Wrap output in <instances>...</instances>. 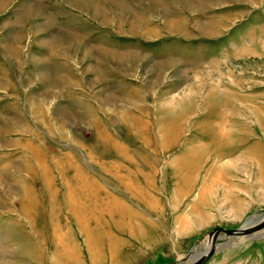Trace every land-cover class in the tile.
<instances>
[{"label":"rangeland","instance_id":"obj_1","mask_svg":"<svg viewBox=\"0 0 264 264\" xmlns=\"http://www.w3.org/2000/svg\"><path fill=\"white\" fill-rule=\"evenodd\" d=\"M263 100L264 0H0V264H189L264 214Z\"/></svg>","mask_w":264,"mask_h":264},{"label":"water","instance_id":"obj_2","mask_svg":"<svg viewBox=\"0 0 264 264\" xmlns=\"http://www.w3.org/2000/svg\"><path fill=\"white\" fill-rule=\"evenodd\" d=\"M264 230V214L261 215L260 218H251L249 219L244 226L236 229H228L224 227H216L214 230L210 232L212 236L211 247L208 251H200L195 253L194 256L191 257V261L189 264H206L216 251L219 250L217 247V240L219 237H247V238H257L261 234V231ZM263 234V233H262Z\"/></svg>","mask_w":264,"mask_h":264},{"label":"crops","instance_id":"obj_3","mask_svg":"<svg viewBox=\"0 0 264 264\" xmlns=\"http://www.w3.org/2000/svg\"><path fill=\"white\" fill-rule=\"evenodd\" d=\"M264 102V100H263ZM263 106V108L261 109L260 113L258 112L259 114V120H260V123H261V130L260 131H256L255 129V126H252L249 130V134L251 136V140H249V143H248V147H247V155H248V161L251 163V164H256L259 165L261 171H264V103L263 105H261V107ZM259 110V109H258ZM256 110H254L255 112ZM237 153H234L233 156H235ZM258 209H264V207H259V208H256L255 207V210H258ZM262 213V212H261Z\"/></svg>","mask_w":264,"mask_h":264},{"label":"bare ground","instance_id":"obj_4","mask_svg":"<svg viewBox=\"0 0 264 264\" xmlns=\"http://www.w3.org/2000/svg\"><path fill=\"white\" fill-rule=\"evenodd\" d=\"M210 247H211V243L209 242V243L207 244V246H206V249H205L204 251H205V252L208 251V250L210 249Z\"/></svg>","mask_w":264,"mask_h":264}]
</instances>
